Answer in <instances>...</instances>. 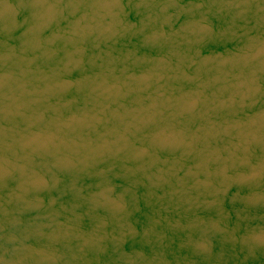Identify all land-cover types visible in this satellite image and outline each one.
I'll list each match as a JSON object with an SVG mask.
<instances>
[{
  "label": "water",
  "instance_id": "95a60500",
  "mask_svg": "<svg viewBox=\"0 0 264 264\" xmlns=\"http://www.w3.org/2000/svg\"><path fill=\"white\" fill-rule=\"evenodd\" d=\"M0 264H264V0H0Z\"/></svg>",
  "mask_w": 264,
  "mask_h": 264
}]
</instances>
